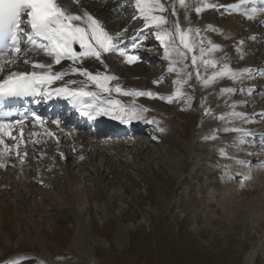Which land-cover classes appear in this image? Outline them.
<instances>
[{"label":"rangeland","instance_id":"1","mask_svg":"<svg viewBox=\"0 0 264 264\" xmlns=\"http://www.w3.org/2000/svg\"><path fill=\"white\" fill-rule=\"evenodd\" d=\"M195 1L186 0L188 9L179 7L177 2V16H171L173 0H165L170 7L169 19H179L185 28H199L200 35L209 39L204 34V23L200 21L202 14L197 15L193 11ZM100 2L103 3L102 0ZM115 2L107 6V18L123 24L125 17H120L121 14L116 16V12L121 5L129 3L127 0ZM134 11L128 6L126 14L136 17ZM185 11L189 21L184 19ZM222 12L221 9L215 13L213 23H220ZM234 19L237 22L233 21V24L224 22L231 31H236L237 23L244 24V20ZM142 24L143 21L137 19L129 21L127 27L136 30ZM151 32L146 30L138 43L152 40L155 36ZM129 35L127 33L126 37ZM258 40L253 39L249 43L260 46L259 42H264V39ZM208 46L205 40V47ZM73 47L79 50L78 45ZM148 48L151 55L159 54V45L151 43ZM239 48L225 46L220 54L224 60L214 54L206 57L219 63L216 69L209 66L207 71L201 66L200 75L207 78L224 62L233 71L248 68L252 62L264 70L263 52L251 47L252 50L244 55L238 51ZM134 49L131 50L135 52ZM24 54H21V62L12 67L25 65ZM134 54L140 59L127 64L128 67L134 69L142 64L150 65L147 56L143 57L138 52ZM196 55L199 56L198 49ZM186 63L193 75L182 90L192 97L190 105L185 98L176 97L172 103L146 96L132 99L135 104L147 105L153 114H159L157 117L174 129L172 137L156 134L154 141L144 144L140 152L134 151L132 144L124 145L120 152L127 155L128 163L127 160L125 163L120 161L117 168L105 166L103 169L112 171V174H103V183H97L84 164L74 167L71 157L66 159L68 164H72L67 169L78 176L73 190L66 181L58 182L55 169L48 168L47 163L48 180L32 178L22 165L23 170L17 176L20 185L17 178L8 181L0 176V183L8 181L0 191V204L4 202L6 205L5 210L0 207L3 210L0 218V264L14 261H19V264H264V135H261L263 131H258L261 127L264 129V115H261L264 113V75H260L257 71L260 68L254 64L250 68L254 72L251 75L244 74L242 79L235 81L225 77L223 85L236 91L222 101H215L216 90L213 87L198 95L196 83L201 81L196 79V70L191 69V54ZM151 64L154 68L157 66V70L151 69L146 79L134 76L131 85L140 89L145 86L143 89L149 91L147 83H151L154 93L158 92L156 86L160 85L159 90L165 93L164 96L172 95L177 74L169 72L168 64L164 65L160 60ZM154 80L160 82L153 83ZM127 85V82L122 83V86ZM205 109H210L211 114L205 115ZM233 112L244 113L247 122L233 116ZM220 116L226 119H218ZM7 126L12 127L11 124ZM224 128H242L252 134L243 137L245 142L240 143V133L225 132ZM149 130L154 132L155 128ZM105 136L94 139V149L99 150L92 159L95 166H101L110 151L103 148V144H113V140ZM140 136L148 138L145 133ZM209 136L222 141L206 139ZM31 137L12 140L16 144L21 140L25 145ZM42 141L32 145L34 153L35 149L42 147ZM49 141L45 139L43 150L52 149ZM15 147L13 144L11 152H15ZM20 148L6 165L12 174H17L21 168L18 164H23L19 158ZM173 152H176L174 159L171 157ZM172 165L178 171L176 175L172 173ZM6 175L11 176L8 172ZM245 176L250 178L245 180ZM163 198L169 199L167 205H163ZM83 219L90 234L77 242L78 222ZM120 226L128 227L123 243L118 240Z\"/></svg>","mask_w":264,"mask_h":264},{"label":"snow or ice","instance_id":"2","mask_svg":"<svg viewBox=\"0 0 264 264\" xmlns=\"http://www.w3.org/2000/svg\"><path fill=\"white\" fill-rule=\"evenodd\" d=\"M72 3H79V0H71ZM188 9L186 0H173L171 5V16H177L176 5ZM257 0H239L238 4L224 5L223 7L229 11H239L242 5L255 4ZM264 4V0H259ZM135 5L139 18L144 21L146 28L151 27L156 29V36L161 41L164 48V58L169 61V72H175L177 79L173 81L177 85L176 89L170 96H163L151 91H138L122 89L120 84L114 87L109 86L110 81L118 80L114 75L100 73L93 74L87 68L83 67V61L88 58L104 63L102 56L109 52H117L118 55L124 57L128 64L138 61L137 55L129 54L126 47H119L123 41L121 36L126 34V30L118 32L113 36L105 28L102 21L96 19L88 11L77 13L63 2V0H0V73H4L5 69L11 65H15L21 58V54L29 51H42L44 55L52 58V64L37 62L25 58L24 64H31L32 71L20 72L11 71L0 79V99L5 97H28L44 95L50 98L53 95L62 96L68 99L76 110L89 119H96L98 116H109L114 120H118L121 124H130L132 121H144L150 124H158L154 119L149 120L144 116L149 109L143 106H136L135 101L131 105H123L119 100L106 99L102 94L116 92L124 96L140 97L146 96L149 98H158L166 100L168 103L173 102V97L185 98L190 105L191 96H188L182 89L183 85L187 84L192 79V71L186 61L191 54V69L196 70V79L201 81L203 86L207 87L214 83L218 78L228 77L232 80L242 79L244 74L251 75L253 70L243 68L239 71H233L227 62H224L218 71H213L211 75L204 78L200 75V67L202 66L207 71L210 66L213 69L217 68L219 61L209 57L212 53L220 50V45L213 43L210 39L200 35L201 29L182 27L179 19L170 21L168 13L169 7L163 0H135ZM221 5L200 0V3L195 7V12L199 15L206 9H218ZM258 14H264L262 8H246L244 15L246 19H255ZM186 21H189L187 11H185ZM207 30L215 31L211 26ZM207 40L208 47H205ZM74 45L79 46V50L74 49ZM140 44L136 37L132 38V47L137 48ZM199 51V56L196 55V50ZM238 51H240L238 49ZM62 60L71 61L69 69L63 71H52L54 64H60ZM80 64V67H76ZM180 65L181 67H178ZM78 74L85 77L88 82L94 84L97 91L86 90L84 87L69 88L68 84H77L76 80H69L66 85L50 89L49 85L57 80H62L64 76ZM264 73V70L257 69ZM160 81L154 80L153 83ZM80 83H84L81 81ZM234 88H223L222 93H234ZM205 115H210V109H205ZM233 116L245 119L244 113H232ZM261 115H264L262 113ZM37 121H40L39 116H35ZM220 120H225L226 117H218ZM42 122V121H41ZM17 124H22L23 121H17ZM59 123V121H53ZM7 125L0 121V132H3ZM163 132V128H159ZM225 132L240 133L238 137L240 143H244L243 137L249 136L252 133L250 130L242 128H224ZM11 139H16L8 133ZM34 135V134H33ZM51 136V133H48ZM206 139H217L216 136H209ZM0 145L8 151L11 150L10 145L5 144L3 139H0ZM17 148L19 144L15 145ZM0 155L3 152L0 151ZM19 155V152L17 153ZM62 155V154H61ZM226 155V154H224ZM23 160V157H20ZM83 159V157H80ZM239 163H245L239 161ZM3 165L0 164V167ZM245 176L244 179H249ZM243 186V184L241 185ZM10 264H19V261L10 262Z\"/></svg>","mask_w":264,"mask_h":264},{"label":"bare ground","instance_id":"3","mask_svg":"<svg viewBox=\"0 0 264 264\" xmlns=\"http://www.w3.org/2000/svg\"><path fill=\"white\" fill-rule=\"evenodd\" d=\"M115 1L116 0H109L108 2L103 1V3H102V2H100V0H79V3H72L71 0H63V2L65 4H67L71 8L72 11L77 12V13H82V11L86 10L91 15H93L94 18L102 21L105 28L113 36H115V34L118 32H122L123 30H126V34L127 33L132 34L131 36L126 37V34H125V35L120 37V39L122 41L125 40V42L122 43L123 45L119 44V47H121V45H122V46L126 47L127 50H129V51L133 48L132 47V38L133 37L142 35L145 30H151L152 31L151 33L155 36L152 40L139 43L140 46L137 47V49H138L137 51H135V49L133 48L135 52H138L139 54H143V57L147 56V61H149L148 64H150V65L142 64V65H139L140 66L139 68L131 69L130 67H128V65H127L128 63L125 62L124 57H121L120 55H118V53L112 54V52H109L107 54H103V56H102V59L104 61L103 64L100 61L95 60L94 58H88V59H85L83 61V65H82L83 67H85L89 71H91L93 74L100 73L101 75L108 74V75L117 76L119 79L114 80V81H110L109 86L114 87L116 84H120L122 89H124L125 91L135 90L136 87H137V90H139V91L140 90L145 91L143 89L145 86H142V88L140 89V88H138V86L131 85L133 77L139 75V77H137V78H139L140 80L146 79L149 76V72L151 69L157 70V68H158L157 66L154 68V66L151 64L152 61L154 62L155 60H160L162 63H164V65H166V64L169 65V61L164 58V48L161 44V41L156 36V29L155 28L148 27L146 29H143L145 26H144V21L142 19H141V21H143V24L141 25L142 27H138L136 30H133V29L127 27V24L129 21L131 22L132 20L139 19V18L134 19V17L130 16V14L129 15L126 14L128 12V6H129V7L134 8V10H135L134 12L137 13L136 17L139 16L136 5H135V0H127L130 5L129 4H127V5L123 4L120 6L119 11L116 12L117 13L116 16L121 14L120 17H123V16L125 17L126 21L123 24L115 22L114 19L108 20V18H107V15H108L107 6L113 5L114 3H116ZM163 2L165 3V0H163ZM195 2H196V5H195V7H196L197 4L200 3V0L199 1L196 0ZM207 2L216 3L218 5H221V7H219L218 9H206L205 11L201 12L203 17L201 18L202 20L200 19V21L202 23H204V27H205L204 28V30H205L204 34H205V36H207L213 43L220 45V50L212 53V54H214V56H216L218 59L221 58L220 54H221V51H223L225 46L240 47L239 48L240 52L242 51V53H244V55H246V53H249V51L252 50L251 47H253L254 49H258L259 53H261V52L264 53V42H262V41L259 42L260 46H255L257 44L253 45V43H249V41H252L253 39H257V40L258 39H260V40L264 39V14H258L257 17L255 19H252V20L246 19L245 15H244V11L246 8H252V7L262 8V7H264V4H261L259 2V0H257V2L255 4L242 5L240 7L239 11H229V10H226V8L223 6L229 5V4H238L239 0H226V1H223V0H207ZM221 9L223 12H222V16L220 17V23L215 24V23H213L214 15H215V13H217ZM169 10H170V7H169ZM193 11H195V8H193ZM165 15H169V13H165ZM234 18H240L242 21L244 20V24L241 25L240 23H237L238 27H237L236 31H231L230 29L227 28V24L224 22H228V23L233 24L234 23L233 21L237 22ZM208 26H211L213 29H215V31L207 30ZM260 27H262L263 29L260 31L259 30L255 31L256 29H259ZM258 32H260V33H258ZM255 37H257V38H255ZM260 40H258V41H260ZM258 41L256 43H258ZM151 43L159 45L160 51H159L158 55H151V53H150L151 49L148 48V45ZM24 55L25 56L23 59L28 58V59L33 60V61L43 62V63H47V64H52V62H53L52 58L44 55V53L42 51L25 53ZM133 55H135V54L133 53ZM22 56L23 55H21V57ZM223 58H225V55L223 56ZM222 60H224V59H222ZM19 62H21V61L18 60L16 64H18ZM71 63H72L71 61L62 60L60 64H54L53 65L52 71L57 72V71H63L65 69H69V66L71 65ZM254 64L257 65V68H260L258 66V63H254V62L250 63L248 68H251V66ZM12 66L13 65L7 67L4 71V73H0V79H3V76L5 74H7L8 72H11V71L30 72L33 70L31 67V64H25L24 66L17 67V68L15 66L14 67H12ZM80 66H81L80 64L76 65V67H80ZM177 66L181 67L180 65H177ZM168 68H169V66H168ZM168 68H167V70H168ZM167 70H165V71H167ZM254 71H255V69H254ZM260 75H264V73H262L260 71ZM159 78L161 80L165 79L164 77H159ZM224 79H225V77L218 78L214 83H212L211 85H209L207 87L203 86L202 82L196 83V90L198 92V95L202 94L203 91H208L209 88L213 87V89L216 90V95L214 94L216 96L215 101H222L226 96H228L230 94V93H222L221 92V89L227 88V87H225V85H223ZM69 80H76L78 82L77 84H74V85L68 84L67 86L69 88L84 87L86 84L87 85L86 90L97 91L95 85L91 84V82H88L85 77L79 76L78 74H72L70 71H69V75L64 76V78L62 80H57L53 83H55V85H59L60 87H62L64 85H66ZM81 81H83L84 83L83 84L80 83ZM123 82H127L128 85L126 87L122 86ZM147 85L149 86L148 90L153 92L152 84L147 83ZM159 87H160V85L156 86V88L158 89L157 93L164 96L165 93L160 91ZM176 87H177V85L175 84V89H176ZM263 89H264V87H263ZM102 95L106 99L119 100L123 105H126V106L131 105L133 102L132 96L125 97L124 95H120L116 92H112L110 95L108 93H103ZM262 97L263 96H261V98ZM177 99H179V98H177ZM66 101H68V99ZM68 103H69V101H68ZM136 106H141V104H136ZM145 107L148 108L147 105ZM148 109H149V111L144 113L145 118L149 119V120L154 119L155 121L159 122L158 124H155V123L150 124V123H146L144 121H135L134 120L130 123V125L127 126L126 124H121L118 120H114V119L110 118L109 116H98V118L100 120H113L114 122L121 124V126H120L121 128L129 127L133 133L132 137L127 136V133L124 130H120V131L112 130L110 127H106V126L102 127L103 129L101 128L99 130L87 129L85 127V125H83V124L74 123V119L72 120L71 117L68 119L63 118V117L58 118L59 114L54 113V114H43L41 116L37 115L41 118L40 121H37L35 118H32V119L28 120L27 122H23L22 124H17L16 123L17 121H13L12 122L13 124L16 123V127L14 128V130H12V132H11V127L7 126L3 132H0V139H3L5 144L12 146L11 147V150H12L13 144L16 145V143L9 137L8 133H10L12 136L16 137L17 138L16 140H18V138L22 139V138H24V136L31 135L32 137L28 138L26 142L24 140L25 145L20 140V143H18L19 147L18 148L15 147V152L19 151L18 149L20 147H21L20 149L22 150L20 152V157H23V160H21L20 157L19 158L23 162V164H18V166L21 167V165H22V167H24V170H28L29 173H31L30 175L32 178H35L38 181H40V180H46L47 179L46 176L48 175V173L45 169L46 168L45 163H47V164H49L47 166L48 168H54L55 169L54 173H55L56 177L58 178V182H60L61 180L66 181L69 185H71L70 188L73 190V185L75 184V181L78 178V176L76 175V173L72 174L70 172V170L67 169L69 166H72V164H68L66 162V159H68L70 157L73 158L72 163L75 164L74 167L83 166V164H84L85 167L90 171L91 175H94L95 179L97 180V183L101 184V183H103L102 182L103 174H106V176H107V175H110V173L112 172L110 170L103 169V168H105V166L113 165L115 167L116 166L119 167L120 166L119 162L123 161L125 163L126 160H127L126 162L128 163V158L126 157L127 155L125 156V155L121 154V152H120V149L124 145L129 146L130 144H132L133 150L135 149L138 152H140V150L144 147V144H148L149 142L154 141V136L156 134L161 135L163 137H172V133H174V131H173L174 129L173 128H172L173 130L170 129L166 125L165 121L163 122V120L160 117H157L159 114H156V113L153 114L151 112L150 108H148ZM252 112H254V111H252ZM259 113L260 112H257V114H259ZM162 115H163V112H162ZM53 121H59V123L58 124L53 123ZM3 123L5 125H8V123H5V122H3ZM28 125L29 126L31 125L32 128H31V126L29 127ZM67 125H69L68 128L66 127ZM151 127L155 128L156 131L155 130H154V132L151 131L152 132L151 133L149 130ZM159 128H163L164 131L160 132ZM258 131L259 132L263 131V132H261V135H264V129L262 127ZM48 133H51L52 135L49 136ZM104 133H108V135H111V138L116 137L117 139L113 140V144H111V145L110 144H105V145L103 144V148H108V151L109 150L110 151L107 154L108 156L104 159L101 166H100V164L95 166V165H93L94 163L92 164V159L97 155L99 150L94 149V146L96 144V142L94 140L95 139L94 136L95 135L102 136ZM142 133L147 134L148 138L146 139V138H143L142 136H140ZM45 139H48V140L50 139L48 145L52 144L51 150H43L42 149V147L46 144L44 142ZM40 140L41 141L43 140L41 142L42 147L35 149V153H34V151L31 150V147L35 143L40 142ZM220 140L222 141V139L217 138L214 141L220 142ZM50 142H52V143H50ZM174 142H177V141H174ZM207 143H210V142L208 141ZM23 145L25 148H23ZM25 149H26V151H25ZM11 150L8 151L4 148L3 145H0V151L3 152V155H0V164L3 165L2 167H0V170L1 171L4 170L3 172H0V176L6 177L8 181H10L11 178L12 179L17 178L16 180H17L18 184L20 185L21 181L18 179L19 177H17V176H18V173L20 172V170H23V168L22 167L18 168L19 170L17 171V174H12L13 171L9 167L6 169V165L10 164L9 163L10 158L15 153V152H11ZM262 151L264 152V150H262ZM175 153L176 152H173L171 155V157H173V159H174ZM10 154H11V156H10ZM43 154H44V158H41V155H43ZM38 155H40V156H38ZM81 156L83 157V159L80 158ZM35 157L38 158V161H37V158L35 159ZM75 162H77V163H75ZM101 162H102V160L99 163H101ZM262 162L264 163V159L262 160ZM15 163H17V161H15ZM174 167L175 166L172 165V173L176 175L178 173V171ZM79 168H81V167H79ZM5 169L8 171H6ZM6 172L11 174L12 177L6 175ZM37 174H39L41 176L36 177ZM85 176H87V179L89 180V178H88L89 175L86 174ZM85 176H84V178H86ZM8 181H6L4 183H0V191L2 190L4 185H6V186L8 185ZM47 184H49V183H47ZM87 191H89L88 188H87ZM15 201H14V203H15ZM162 202H163V205H167L169 203V199L163 198ZM1 206L3 207V210L6 209V205L4 204V202H1L0 207ZM3 210H2V208H0V218H1ZM127 231H128L127 226H120L118 228L117 234L119 235L118 236L119 243H123L125 241L124 234ZM89 234H90V232L88 231V229L86 227V221L84 219L79 220L77 233H76V241L79 242L80 240L87 238L89 236Z\"/></svg>","mask_w":264,"mask_h":264}]
</instances>
